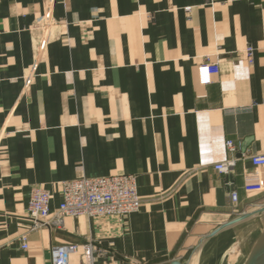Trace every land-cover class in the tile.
<instances>
[{"label": "crops", "instance_id": "1", "mask_svg": "<svg viewBox=\"0 0 264 264\" xmlns=\"http://www.w3.org/2000/svg\"><path fill=\"white\" fill-rule=\"evenodd\" d=\"M255 154L264 0H0V264H52L62 246L78 264L86 245L93 264H242L264 226V192L244 191L264 185ZM118 174L137 212L29 231L32 187L53 218L62 182Z\"/></svg>", "mask_w": 264, "mask_h": 264}, {"label": "built area", "instance_id": "2", "mask_svg": "<svg viewBox=\"0 0 264 264\" xmlns=\"http://www.w3.org/2000/svg\"><path fill=\"white\" fill-rule=\"evenodd\" d=\"M245 57L252 62L253 50L248 47ZM198 71L201 74V82L209 83V78L218 73L216 64H202ZM229 152L235 151L231 141L226 142ZM249 162L255 168H264V154L251 155ZM234 166V161L227 160L214 166L219 173H229ZM244 191L249 195H257L264 192V185L258 180H247ZM61 202L53 218L50 217L49 205L51 194L41 186L31 188L27 218L30 222L29 231L40 228L52 229L62 226V218H123L139 210L140 200L137 195L136 179L132 175L118 174L103 178H81L60 184ZM232 199H234L232 195ZM21 248L27 249L26 236L20 238ZM77 252L76 246H62L52 250V264H71L69 255ZM92 247L86 245L84 253L80 256L78 264H93L91 256Z\"/></svg>", "mask_w": 264, "mask_h": 264}, {"label": "water", "instance_id": "3", "mask_svg": "<svg viewBox=\"0 0 264 264\" xmlns=\"http://www.w3.org/2000/svg\"><path fill=\"white\" fill-rule=\"evenodd\" d=\"M242 264H264V227L252 244Z\"/></svg>", "mask_w": 264, "mask_h": 264}, {"label": "rangeland", "instance_id": "4", "mask_svg": "<svg viewBox=\"0 0 264 264\" xmlns=\"http://www.w3.org/2000/svg\"><path fill=\"white\" fill-rule=\"evenodd\" d=\"M261 215H262V217L264 218V210H263V213H262ZM263 225H264V224H263ZM263 227H264V226H263ZM262 229H263V228H262ZM261 231H262V230H261ZM261 231H260V232H261ZM259 234H260V233H259Z\"/></svg>", "mask_w": 264, "mask_h": 264}]
</instances>
